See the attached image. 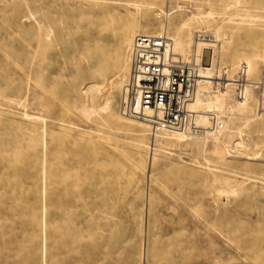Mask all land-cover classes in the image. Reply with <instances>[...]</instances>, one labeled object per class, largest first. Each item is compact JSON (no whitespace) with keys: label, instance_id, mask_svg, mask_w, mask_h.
<instances>
[{"label":"rangeland","instance_id":"obj_1","mask_svg":"<svg viewBox=\"0 0 264 264\" xmlns=\"http://www.w3.org/2000/svg\"><path fill=\"white\" fill-rule=\"evenodd\" d=\"M51 1L0 0V264H141L146 189L154 214L148 264H264V103L250 100L255 110L250 127L242 120L238 123L243 127L239 136L258 143L260 161L233 151L227 154L231 159L227 165L216 163L209 154V168L200 154L194 155L198 164L194 157L170 148L158 153L150 182L149 169L141 161L152 150L137 152L131 141L134 132L116 126L111 133L109 124L96 114L80 112L76 95L82 92L86 97L85 85L91 79H77L75 64L94 41L114 61L120 29L135 24L137 6L141 17L136 24L145 25L142 13L151 0H103L102 10L88 0H56L51 10L58 22L62 18L58 26L63 36L40 61L38 10ZM227 1L163 3L178 9L177 18L197 5L225 15L237 10L252 15L245 23L234 16L236 21L230 23L234 36L223 47L231 46L235 53L224 56L222 63L241 64L259 51L257 67L246 79L260 89L264 0ZM82 15L93 24L87 26ZM195 32L213 37L209 31ZM111 73L99 78L101 93ZM228 88L238 98L235 88ZM41 104L48 106V112ZM245 171L262 180L255 186L240 183L235 192L215 197L217 188H230L227 179L242 180ZM61 236L62 242H56Z\"/></svg>","mask_w":264,"mask_h":264},{"label":"bare ground","instance_id":"obj_2","mask_svg":"<svg viewBox=\"0 0 264 264\" xmlns=\"http://www.w3.org/2000/svg\"><path fill=\"white\" fill-rule=\"evenodd\" d=\"M88 1L90 6L93 5L99 10H102L103 0ZM108 1L115 3L117 0ZM167 1L169 0H165V2ZM163 2L164 0H151L148 2V8L142 13L145 25L136 24V19L141 17V8L137 6V11L133 16V22L135 24L120 29L114 61L110 60L109 55L105 52V48L96 41L86 46V53L82 52V55H79L81 57H79V60H77L75 64V77L79 79L88 76L91 79V81L85 85L84 93L86 97L83 96L82 92H77L76 102L81 104L79 108L80 112L85 116L96 114L98 118L109 124L110 132L116 128V126L134 132L135 135L131 139L134 149L137 152H141L144 148H150L152 150L150 156H145L141 161V165L149 169L148 175L150 182H152L151 178L155 176L152 172L153 165H156L159 161L160 156L158 153L170 148H177L179 153L183 152L192 157L196 154H200L209 168H212L208 163L209 158H207V155L209 154L214 157L216 163L227 165H229L228 162L231 160H227V154L233 151L250 155V157L255 160L262 157L263 154L260 153V150L257 148L255 149L258 143H254L253 145L250 139L244 138L246 135L244 136L243 134L244 137L239 136L242 134L241 131L243 127L241 126V128L238 123L242 120L244 125L250 127L249 122L255 116V110L254 107H251L248 103L250 100L253 101V103L260 101L264 103V86H260L259 89L254 85V82L248 80V78L243 86L244 95L242 99H238L234 95V90L228 87L232 86L235 88V77L237 76L240 63L237 65L236 62L222 63L223 58H225L224 56L233 57L235 53L234 50L232 51L231 46L223 47L224 42H231V38L234 36V28H232L230 23L236 21L235 17H239V21L245 23L250 17L252 18V15L247 12H242L241 10H237L230 15H225V12L217 10L214 7L209 6L203 8L202 5H197L196 10H191L187 12L184 17L177 18L175 13L178 9L170 6L167 7ZM220 2L223 3V0H220ZM226 2L228 3L229 1L226 0ZM53 6H56V0L46 3L42 9L38 10L41 18L38 36V43L40 45L38 55L40 56V61L46 60L47 56H45V52L55 47L58 36H63V30L59 31L60 26H58V23L59 25L62 23V18L59 22L57 21V14L51 10ZM184 7V5H178V8ZM62 10L58 14L62 15ZM184 11H186L185 8ZM83 16L84 15L80 17V20L86 21L87 26L93 24V20L90 17L87 16L83 18ZM150 27L155 30H151ZM194 30H198L199 32H201V30L209 31L212 33L213 37L208 36L204 39H198L197 36H195L196 32L194 33ZM164 32L173 42V47L178 57L185 62L196 65L198 69L196 93L194 100L190 104V107L198 112V123L203 126L210 125L209 112L213 111L217 113L220 118L221 125L219 127L206 131V133L203 134H183L165 130L152 131V129L150 132L151 126L148 122L126 117L117 109V96L120 90V94H122L123 84L128 75L129 54L131 52L134 36L138 33L159 34ZM168 32L170 34H168ZM92 51L94 52L92 53ZM85 55H88L87 59L89 62L84 66L82 60L85 58ZM260 56L261 53L256 50L253 55L246 56L247 59L244 57L245 60L243 61L247 63L248 66L245 71L246 76L249 75L250 71L256 69ZM109 72H112L111 77L106 86V90L101 93L100 84L97 85V82L99 78L104 77ZM259 105L261 104L259 103ZM40 107L47 112L49 110L46 104H41ZM262 114L264 116V112ZM257 115L259 114L257 113ZM25 116L27 117L26 113ZM262 123H264V117ZM250 144L253 146L251 147ZM179 156H181V154H179ZM194 160L198 164L201 163L196 160L195 157ZM260 160L257 159V161ZM246 162L249 164L250 160ZM241 175L242 180L227 179L225 184L229 185L230 188H226V186L217 188L218 192L215 190L217 195L215 197H219L220 193L227 194L228 192H235L234 187H236V185L238 186L240 183L244 184L248 181L251 186H255L258 179L262 180V178L257 175H252V173L250 174L248 171L242 172ZM224 181L226 180H223V182ZM63 190L66 191V187H64ZM150 194V190L146 189L141 213L142 222L140 229L142 233V248L139 253L141 264H148L147 260L153 249L150 231L154 214L153 201ZM208 194L210 196L211 194L214 195V190L209 191ZM30 242L33 244L32 240H30ZM56 242H62V236L61 240L58 239ZM58 256L59 255L56 254V261Z\"/></svg>","mask_w":264,"mask_h":264},{"label":"built area","instance_id":"obj_3","mask_svg":"<svg viewBox=\"0 0 264 264\" xmlns=\"http://www.w3.org/2000/svg\"><path fill=\"white\" fill-rule=\"evenodd\" d=\"M207 37L198 33V39ZM247 63H241L235 77L239 99L244 95ZM196 65L181 60L167 34L138 33L133 38L129 70L123 84L122 115L146 121L152 131L203 134L221 125L217 113L209 112L211 124L198 123V112L190 107L197 87Z\"/></svg>","mask_w":264,"mask_h":264}]
</instances>
